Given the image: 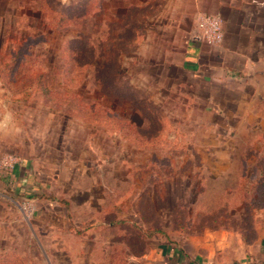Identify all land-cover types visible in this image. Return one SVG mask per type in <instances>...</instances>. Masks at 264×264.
<instances>
[{
	"label": "rangeland",
	"instance_id": "obj_1",
	"mask_svg": "<svg viewBox=\"0 0 264 264\" xmlns=\"http://www.w3.org/2000/svg\"><path fill=\"white\" fill-rule=\"evenodd\" d=\"M152 7L0 0V120L21 141L3 154L32 156L43 184L1 210L0 264H239L241 234L264 238V36L205 85L150 63Z\"/></svg>",
	"mask_w": 264,
	"mask_h": 264
},
{
	"label": "crops",
	"instance_id": "obj_2",
	"mask_svg": "<svg viewBox=\"0 0 264 264\" xmlns=\"http://www.w3.org/2000/svg\"><path fill=\"white\" fill-rule=\"evenodd\" d=\"M134 1L145 2L149 6L153 4V12L144 17L146 26L142 31L141 45L142 49L145 44L152 45L148 60L161 69L168 71L176 67L190 79L212 85L240 76L257 60L254 53L260 49L261 37L264 36V0ZM200 12L217 13L222 18L223 39L220 44L196 43L190 39L195 16ZM164 73L170 75L166 71ZM4 121L0 120V157L6 150L20 154L18 129L3 126ZM42 186L32 156L21 155V160L12 170L0 167V212L5 204L14 205L15 197L37 194ZM238 243L243 248L239 264H264V238L259 236V232L251 242L245 243L240 237ZM173 252L177 257L176 264H182V261L194 264L179 251L173 249ZM193 258L202 261L197 256Z\"/></svg>",
	"mask_w": 264,
	"mask_h": 264
},
{
	"label": "built area",
	"instance_id": "obj_3",
	"mask_svg": "<svg viewBox=\"0 0 264 264\" xmlns=\"http://www.w3.org/2000/svg\"><path fill=\"white\" fill-rule=\"evenodd\" d=\"M190 39L196 43L220 44L223 39V23L220 15L206 12L196 14ZM17 163L14 154L6 153L0 157V167L5 170H12ZM17 205L25 218H31L36 211L34 202L28 198H21Z\"/></svg>",
	"mask_w": 264,
	"mask_h": 264
},
{
	"label": "trees",
	"instance_id": "obj_4",
	"mask_svg": "<svg viewBox=\"0 0 264 264\" xmlns=\"http://www.w3.org/2000/svg\"><path fill=\"white\" fill-rule=\"evenodd\" d=\"M77 15H79V14H77ZM79 17H80V15H79ZM49 18V20L53 23V25H56L57 27H64V26H66L68 23H69V21L71 20V15L70 14H64V13H62V14H58V15H54V16H52V17H48ZM76 42H78V41H76ZM75 42V43H76ZM107 55H108V57H112V53H111V51H108L107 52ZM106 59H111V58H106ZM34 196H36V194H28V196L27 197H29V198H33ZM241 239L245 242V243H249V242H251L253 239H251V240H248L246 237H245V235H243V233L241 234Z\"/></svg>",
	"mask_w": 264,
	"mask_h": 264
}]
</instances>
